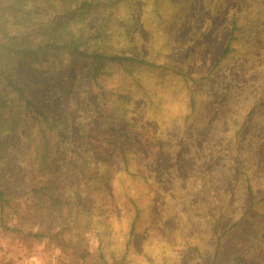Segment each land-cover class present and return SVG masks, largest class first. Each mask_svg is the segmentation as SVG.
<instances>
[{
	"label": "rangeland",
	"instance_id": "1",
	"mask_svg": "<svg viewBox=\"0 0 264 264\" xmlns=\"http://www.w3.org/2000/svg\"><path fill=\"white\" fill-rule=\"evenodd\" d=\"M236 1H225L224 5ZM153 6L159 10L157 15L151 12ZM199 6L198 0L191 4L189 0H132L128 4L122 0L111 18L102 9L98 16L85 18L88 29L106 27V40L100 42L103 50L146 58L153 65L105 61L93 70L88 60L80 58L74 65L69 55L62 53L58 59L41 58L30 68L20 63L13 67L23 95L9 94L16 98L14 105L4 108L0 120H9L6 130L0 131L4 141L0 176L10 198L0 214L10 228L5 229L0 222V264H211L214 241L205 210L210 212V221L219 216L227 224L218 228V234L226 233L217 264L227 263L237 239L246 240L242 247L247 263L264 264V223L256 230L254 224L256 219L264 221V216L249 214L247 220L252 219L248 225H233L237 219L234 211L242 212L243 206L236 192L222 207L217 190L224 184L219 161L223 146L199 136L204 128L217 132L206 102L221 90L218 84L210 87L200 81V76L221 50L217 36L223 30L217 20L220 15L203 40L206 10ZM253 10L259 15L242 17L264 22V5ZM38 16L44 18V12ZM255 34L253 27L245 30L243 38L247 42ZM85 35L89 36L87 31ZM187 52H192L190 58H182ZM206 55L209 60L211 56L208 63ZM183 61L201 74L197 76L200 95L196 91L194 111L188 108L189 93L175 89L170 75L173 69L183 72ZM260 66H264V42L246 45L237 53L227 71L240 74V79L225 83L223 115L231 114L234 121L247 113L248 102L260 92ZM256 108L244 137L248 148L243 160L250 168L245 169L242 163L234 175L247 173L259 198L264 194L258 187L264 171V102ZM41 112L47 121L41 119ZM260 150L259 171L255 167L254 175L251 166ZM198 187L199 204L192 189L197 192ZM50 192L70 201V205L64 203L65 216L72 207L90 214L102 211L108 233L98 238L93 229L87 231V253L74 248V233L79 227L71 231L63 221L65 216L57 219V215H48ZM29 232L44 237L35 238ZM188 242L204 246L209 242L203 249L205 263L185 254ZM99 252L108 258L106 263L99 259Z\"/></svg>",
	"mask_w": 264,
	"mask_h": 264
},
{
	"label": "trees",
	"instance_id": "2",
	"mask_svg": "<svg viewBox=\"0 0 264 264\" xmlns=\"http://www.w3.org/2000/svg\"><path fill=\"white\" fill-rule=\"evenodd\" d=\"M122 0H0V120L2 119V111L9 104L10 106L14 105L16 98H10V93H16V97H22L23 89L15 82L13 67L16 64L20 63L26 67H32L35 63H38L41 58L47 59L48 56H53L58 59L59 55L62 53H67L75 65L80 58L88 60L92 66L93 70H98L105 61H116L118 63L123 61H133L140 64H149V60L136 59L134 56H122L117 53H110L107 50H103L100 46V42L106 40V27L98 26L96 28L88 29V20L85 18H91L97 13L98 10L103 11L104 14L109 15L111 18V13L115 11L118 3ZM192 1L189 0L191 4ZM200 2L199 9L206 10L203 13V18H205V32H203V40L207 35V32L212 30L211 24L218 16L221 15L222 18H217L220 20L223 30L220 31L217 38L221 40V50L217 53L216 59L214 62L208 59V55L205 56L206 62H210L209 70L203 72L199 75L200 81H205L210 87L219 85L221 92L218 95H213L211 100L207 103L208 114L212 116L213 123L216 124L217 132L210 133L206 128L202 129L199 133L202 138L206 139L205 142L215 141V145L221 143L220 146H223L222 156L220 158L221 171L224 175V184L218 186L219 196L223 201L222 207L227 205L233 200L236 196V192L239 193V201L242 204L240 212L237 209V212L234 211V215L237 216V219L234 222V226H239L241 224L248 225L251 222L247 220V215H256L259 217L264 216V194L263 196L256 198V192L251 186L249 176L247 173L243 176H235L238 174V170L243 163L245 169H249V163L246 160H243V152L248 148L246 141L244 139L247 132V125L251 122V116L257 110L256 105H259L264 102V66H260L259 82L260 87L259 91L254 94L252 100L248 102V110L239 120L237 118L233 121V116L229 113L223 115V110L221 109L222 103L224 101L223 91L225 89V83L231 80L232 78L240 79V74L238 73H229L227 67L232 66L237 57V53L240 50L244 49L245 46L255 43L259 45L264 42L261 35L264 34V22H258L260 18H243V14H249L250 16H258L259 11L256 10L259 6L264 5V0H237L235 4H225V1L229 0H198ZM126 4L132 2V0L125 1ZM137 2L133 3L136 4ZM148 4L144 6L147 7ZM155 6V5H154ZM153 6L151 12L152 14L157 15L159 13L158 9H155ZM131 4L128 5V11L130 10ZM222 9H220V8ZM221 13L219 14V12ZM44 12L45 17L39 18V14ZM213 12L215 18H211L210 14ZM212 15V14H211ZM101 17V16H100ZM106 17V18H107ZM102 18H105L103 15ZM127 18H131L127 15ZM137 20H140L137 19ZM103 22L107 24L106 19H103ZM129 23V20H125ZM80 24V26H77ZM218 26H215V28ZM256 29V34L249 37L247 42L243 38V33L250 28ZM85 31L88 32L89 36L85 35ZM200 35V34H199ZM101 42V44H102ZM260 49L259 47L257 48ZM260 51V50H259ZM55 55V56H54ZM192 55V52H187L183 55L182 58ZM182 60V59H181ZM184 64L183 72H174L170 75L173 76V86L174 88H182L189 93L188 98V108L191 111H194L197 107V96L200 95L199 90L197 89V76L199 71L195 67L189 68L187 62H182ZM164 67V66H161ZM94 74L96 72L94 71ZM182 79V80H181ZM174 89V90H175ZM30 101L26 100L25 104H29ZM226 109L225 107L223 108ZM48 111V110H47ZM42 120H46V114L40 113ZM9 120H6L3 123H0V131H5L7 128ZM47 121V120H46ZM5 129V130H4ZM209 137V138H208ZM225 144V145H224ZM231 145V148H230ZM4 141L0 139V152L3 150ZM227 147V148H226ZM226 148V150L224 149ZM47 151V149H46ZM261 156V150L256 153V164H252L254 172L256 174V169L259 164V159ZM124 163L125 159H124ZM258 170V168H257ZM259 171V170H258ZM1 175V174H0ZM260 177L262 183H258V187L264 189V171L260 172ZM0 176V214L4 213L5 208L9 206L10 198L6 196L5 190L1 186ZM229 181H236L235 185H231ZM193 189V195L197 204L200 203L199 198H196L200 195L199 187L195 192ZM41 193V191H39ZM47 195L48 206L47 213L49 216L57 215V219L64 217L63 212L64 205H70V201L64 198H59L55 193ZM42 195V193L40 194ZM198 195V196H197ZM65 203V204H64ZM260 203V208L257 207ZM191 205V203H190ZM137 210L138 208L134 207ZM259 209V212L257 210ZM87 211H77L74 210V207L70 208L68 214L64 218V222L67 227L77 230L74 234L77 237L76 244H74L75 250L79 252L87 253L84 249L85 243V234L90 229H93L98 236L101 237V234L108 233V229L104 227V220L102 219V211L97 213H86ZM210 212L205 210L203 214L206 219L209 221V234L210 237H213L214 243H211L212 246V263L217 264L219 255H220V244L221 239L223 238L226 231L219 233V226L224 228L225 224L223 218L219 216L214 218V221H210L208 215ZM68 219V220H67ZM67 221V222H66ZM1 225L5 229H10L8 226H5L3 222V217L0 219ZM264 221H257L255 224V230L257 225H262ZM225 225V226H222ZM231 227V224L228 228ZM131 232L134 229V225L131 226ZM30 236L35 238L44 237L43 234L39 233H30ZM71 235V234H70ZM249 240L253 239V236H247ZM237 239L235 242V247L230 252V255L226 259V264H249L246 260L245 249L242 245L246 244V240ZM61 242V241H60ZM99 248L101 243H98ZM209 242H206V249L208 248ZM204 245H201L199 242L193 244L192 242L187 243L186 255L195 256L199 261L205 263V257L203 253L205 249ZM202 247V249H201ZM99 259L106 263L108 258L105 257L103 252H99Z\"/></svg>",
	"mask_w": 264,
	"mask_h": 264
}]
</instances>
